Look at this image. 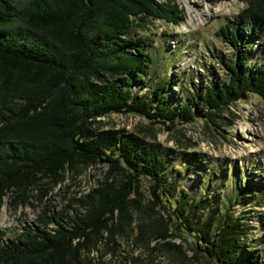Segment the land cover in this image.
Segmentation results:
<instances>
[{
	"label": "trees",
	"instance_id": "16d2710c",
	"mask_svg": "<svg viewBox=\"0 0 264 264\" xmlns=\"http://www.w3.org/2000/svg\"><path fill=\"white\" fill-rule=\"evenodd\" d=\"M238 1L244 7L216 31L234 48L225 81L210 82L203 94L195 89L175 103L169 93L174 74L150 84L143 95L131 88L152 82V56L143 37L128 33L144 18L177 25L184 10L173 0H0V202L9 194L26 203L44 176L96 163L106 166L103 180L75 199L79 210L73 214L57 210L11 238L0 229V264H84L82 245L73 241L107 228L115 211L119 220L129 211L140 213L137 200L129 197L140 176L150 182L151 203L157 201L167 175L164 154L152 145L141 146L131 135L101 129L97 118L136 114L168 129L172 121H191L198 104L209 118L212 109L248 94L264 100V0ZM252 40L263 60L243 68L253 52ZM103 74L109 78L102 79ZM189 154L197 158L187 171L198 161L197 154ZM244 180L236 197L250 189ZM184 191L179 204L169 201L167 211L181 222L173 224L170 215L141 220L150 231L154 226L153 239L182 257L180 246L169 238L180 235L175 231L184 228L181 223H193L189 211L181 214ZM191 202L195 211L209 206L203 197ZM228 210L217 215L214 228L210 214L190 226L185 243L191 256H201L205 264H235L245 253L239 264H262V254L240 242L246 235L242 222Z\"/></svg>",
	"mask_w": 264,
	"mask_h": 264
},
{
	"label": "rangeland",
	"instance_id": "374dc122",
	"mask_svg": "<svg viewBox=\"0 0 264 264\" xmlns=\"http://www.w3.org/2000/svg\"><path fill=\"white\" fill-rule=\"evenodd\" d=\"M173 2L184 10V19L177 25L144 18L138 20V26L130 27L128 33L143 37L152 56L149 69L152 82L144 88L138 84L131 88L143 95L150 84L163 83L168 75L174 74L175 81L169 93L178 103L195 89L200 95L208 83L218 85L225 81V65L233 57L234 48L224 42L222 36L216 35V31L236 16L244 7V2ZM206 9L211 12L200 15ZM198 14L201 19L194 24L191 17ZM256 47L257 40H252L249 50L253 52L243 68L263 60L262 53L255 51ZM102 77L109 78L106 74ZM196 111L191 121H172V127L168 129L166 125L150 123L136 114L109 113L97 118L99 123L95 125L101 129H115L122 135L135 137L142 143L141 146H154L164 154L168 166L164 186L158 191L155 204L151 203L150 182L140 176L137 191L132 189L129 194L130 198L137 200L136 206L142 210L140 213L129 211L124 220H119L115 211L114 219L107 228L73 241L78 240L82 245L80 255L84 264H205L201 256L193 257L187 249L185 240L192 232L190 226L193 228L194 222L210 214V227L214 228L217 215L228 207L229 213L240 217L242 222L246 235L240 238V242L248 244L254 254L261 253L264 264V100L255 94H248L222 108L212 109L209 118L201 115L199 104ZM189 153L197 154L198 161L187 171L197 158ZM105 171L104 164L96 163L67 169L57 176H44L39 186L30 189L26 203H19L7 194L0 202V229L5 232V237L11 238L23 226H37L40 217L57 210L73 214L76 209L79 210L75 199L95 188L103 180ZM242 180L250 189L236 197ZM182 188L186 196L183 197L181 214L189 211L193 223H181L184 228L179 227L181 231H175L180 235L169 238V241L180 246L185 257L162 245L161 239H153L154 226L150 231L141 224V220H154L158 215L164 218L170 215L173 224L181 222L180 218L173 219L167 211L172 209L168 206L169 201L174 203L177 200L179 204L178 195ZM200 197L207 198L209 206L204 205L195 211L191 201ZM173 206L176 208V205ZM244 256L245 253L239 254L235 264H239Z\"/></svg>",
	"mask_w": 264,
	"mask_h": 264
},
{
	"label": "bare ground",
	"instance_id": "6f19581e",
	"mask_svg": "<svg viewBox=\"0 0 264 264\" xmlns=\"http://www.w3.org/2000/svg\"><path fill=\"white\" fill-rule=\"evenodd\" d=\"M213 10V9H212ZM208 12H211V10L210 9H206L205 11H203V13H200V15H202V14H207ZM199 14L197 15V16H192L191 17V19H192V22L194 23V24H196V22L198 23V20H200L201 19V16H200ZM208 15V14H207Z\"/></svg>",
	"mask_w": 264,
	"mask_h": 264
}]
</instances>
